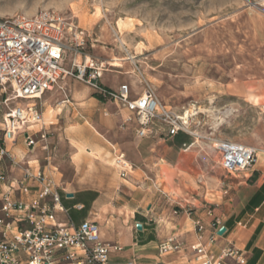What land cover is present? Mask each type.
<instances>
[{
  "label": "rangeland",
  "instance_id": "1",
  "mask_svg": "<svg viewBox=\"0 0 264 264\" xmlns=\"http://www.w3.org/2000/svg\"><path fill=\"white\" fill-rule=\"evenodd\" d=\"M45 9L58 11L86 30L84 51L105 62V83L115 88L127 83L139 92L149 83L166 105L195 113L194 133H181V147L176 148L189 153L200 169L193 176L183 174L194 189L214 198L211 193L231 175L221 166L219 142L264 148V102L256 94L264 93V0H0V16ZM115 61L122 66L112 65ZM62 91H48L43 98L53 96L57 105L69 89ZM12 95L11 88L0 91V98ZM111 109L119 110L109 102ZM121 124L120 130L135 133L134 124ZM159 138L135 139L153 145ZM38 152L44 164L47 153ZM64 169L73 173L70 164ZM70 212L77 210L71 207Z\"/></svg>",
  "mask_w": 264,
  "mask_h": 264
},
{
  "label": "crops",
  "instance_id": "2",
  "mask_svg": "<svg viewBox=\"0 0 264 264\" xmlns=\"http://www.w3.org/2000/svg\"><path fill=\"white\" fill-rule=\"evenodd\" d=\"M103 77L102 84L116 89ZM62 84L69 89L65 92L69 101L63 97L53 105V96L34 99L42 114L37 125L49 131L51 150L36 147L30 152L23 137L10 148L18 158L26 156L34 165L46 166L62 183L63 203L74 223L93 220L100 224L102 239L112 246L109 264H197L192 246L207 243L222 227L226 231L218 235L215 253L236 246L243 250L245 264H264V148L251 169L226 175L211 198L210 192L194 189L189 178V183L184 180L183 174L193 176L200 169L189 153L176 149L181 147L177 136L159 138L153 145L139 143L133 130L119 128L125 110L110 111L113 101L98 98L78 80L70 78ZM53 90L63 92L59 87ZM256 94L262 104L263 91ZM38 150L48 154L44 164ZM121 153L133 166L127 178L116 164ZM67 164L72 174L66 173ZM10 173L21 175L17 169ZM71 207L77 212H70ZM198 218L206 224L201 238L195 223ZM171 237L182 247L162 254L161 243ZM228 264H236L235 259L229 258Z\"/></svg>",
  "mask_w": 264,
  "mask_h": 264
},
{
  "label": "built area",
  "instance_id": "3",
  "mask_svg": "<svg viewBox=\"0 0 264 264\" xmlns=\"http://www.w3.org/2000/svg\"><path fill=\"white\" fill-rule=\"evenodd\" d=\"M86 38L84 28L56 10L0 16V91H13L0 98V264H109L112 247L102 239L97 221L73 222L63 203L65 188L46 166H36L11 151L10 145L20 137L30 152L36 147L51 150L49 131L43 124L35 129L42 120L37 104L24 106L20 100L41 98L57 87L65 90L62 83L73 78L125 110L121 127L134 124L138 138L194 133L191 111L181 113L166 105L149 83L141 92L127 83L116 89L102 84L107 67L84 51ZM216 148L223 170L231 175L251 169L259 153L255 146L234 141H221ZM116 164L127 178L133 166L125 154L117 156ZM10 169L21 175H12ZM195 223L201 238L206 224L201 218ZM218 235L214 231L207 243L192 246L197 264H228L229 258L245 264L244 252L236 246L213 251ZM181 247L171 237L161 243L160 252Z\"/></svg>",
  "mask_w": 264,
  "mask_h": 264
},
{
  "label": "water",
  "instance_id": "4",
  "mask_svg": "<svg viewBox=\"0 0 264 264\" xmlns=\"http://www.w3.org/2000/svg\"><path fill=\"white\" fill-rule=\"evenodd\" d=\"M137 227H138L139 229H142V224H141V223H138V224H137ZM225 231H226V227H222V228L218 231V233H219V234H223Z\"/></svg>",
  "mask_w": 264,
  "mask_h": 264
},
{
  "label": "bare ground",
  "instance_id": "5",
  "mask_svg": "<svg viewBox=\"0 0 264 264\" xmlns=\"http://www.w3.org/2000/svg\"><path fill=\"white\" fill-rule=\"evenodd\" d=\"M112 63H113L112 65H114V66H116V67H117V66H120V67L122 66V63H120V62H116V61H115V62H112ZM192 114H195V113H192Z\"/></svg>",
  "mask_w": 264,
  "mask_h": 264
},
{
  "label": "trees",
  "instance_id": "6",
  "mask_svg": "<svg viewBox=\"0 0 264 264\" xmlns=\"http://www.w3.org/2000/svg\"><path fill=\"white\" fill-rule=\"evenodd\" d=\"M96 95H97V94H96ZM97 96H98V98L104 100V98H103L102 96H100V95H97ZM179 136H180V135H177V138H178V139H179ZM178 141H179V140H178ZM137 217L141 218L139 215H138Z\"/></svg>",
  "mask_w": 264,
  "mask_h": 264
}]
</instances>
